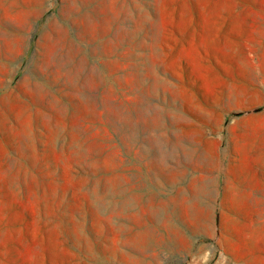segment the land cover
Wrapping results in <instances>:
<instances>
[{
    "label": "rangeland",
    "instance_id": "rangeland-1",
    "mask_svg": "<svg viewBox=\"0 0 264 264\" xmlns=\"http://www.w3.org/2000/svg\"><path fill=\"white\" fill-rule=\"evenodd\" d=\"M264 0H0V264H264Z\"/></svg>",
    "mask_w": 264,
    "mask_h": 264
},
{
    "label": "crops",
    "instance_id": "crops-1",
    "mask_svg": "<svg viewBox=\"0 0 264 264\" xmlns=\"http://www.w3.org/2000/svg\"><path fill=\"white\" fill-rule=\"evenodd\" d=\"M242 175L245 174H251L255 176L256 180L251 181L250 178L247 179H239L237 182L234 184H237V189L242 192H252L254 189L252 187V184L254 183H259L263 184L264 183V168L259 167V166H250L249 170L247 172L241 173Z\"/></svg>",
    "mask_w": 264,
    "mask_h": 264
}]
</instances>
